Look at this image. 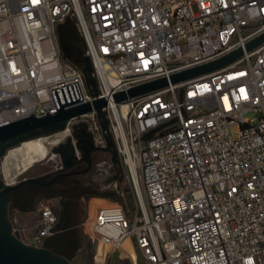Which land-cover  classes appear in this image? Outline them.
<instances>
[{
  "label": "built area",
  "instance_id": "2783aa9c",
  "mask_svg": "<svg viewBox=\"0 0 264 264\" xmlns=\"http://www.w3.org/2000/svg\"><path fill=\"white\" fill-rule=\"evenodd\" d=\"M67 15L97 95L62 54ZM262 33L264 0H0V125L58 111L52 89L77 81L82 99L63 108L106 98L104 116H73L48 136L83 125L106 147L110 134L136 201L132 215L118 203L97 209L100 245L132 264H264V42L246 48ZM239 48L217 69L170 81ZM163 77L165 86L114 100ZM57 223L42 202L27 243L46 246Z\"/></svg>",
  "mask_w": 264,
  "mask_h": 264
},
{
  "label": "water",
  "instance_id": "95a60500",
  "mask_svg": "<svg viewBox=\"0 0 264 264\" xmlns=\"http://www.w3.org/2000/svg\"><path fill=\"white\" fill-rule=\"evenodd\" d=\"M70 15V14H69ZM66 16L64 22L58 24L59 40L63 46V34L68 35L73 31L78 38L81 37V48L84 50V59H80L78 65L82 68L85 75V79L88 83L90 93L97 95L101 90L97 88L94 68L92 65L90 55L85 54L86 43L82 35L79 33L75 22ZM264 42V33L252 39L247 45V49H252L257 45ZM66 54H77V49L67 45ZM65 52V51H64ZM242 54V49H236L231 53L208 63L198 65L189 69H185L176 72L170 76L171 82H178L184 79H188L202 73L209 72L217 69ZM65 56V55H64ZM168 84V79L163 77L150 82L136 85L130 89L116 92L113 97L115 101H122L127 98H131ZM58 111L50 113L46 112V115L37 117L33 113L29 116L18 118L9 123L0 125V156H5L7 151L13 147L20 145L22 142L37 138L40 136H48L52 133L63 131L66 128L67 121L73 117L93 109H96L99 115L102 117L105 114L103 108L107 105L106 98H96L69 108H63L65 104L72 103L82 99L77 81L52 89ZM103 129L107 128V121L102 122ZM107 147H101L103 150L108 149L113 152H117L116 149H111L113 144L112 137L106 135ZM60 145V144H59ZM54 153L58 152L57 146L54 148ZM74 151L70 154L69 161L65 160V166L69 167L72 164ZM44 176H31L24 177L17 181V183H8L0 178V264H72L70 258L65 254L55 251L50 246H36L25 242L17 231L14 230V224L10 217V204L12 201L13 193L21 186L27 183H40L48 185L53 182H45ZM55 180V179H54ZM58 225L54 229L56 232Z\"/></svg>",
  "mask_w": 264,
  "mask_h": 264
},
{
  "label": "rangeland",
  "instance_id": "374dc122",
  "mask_svg": "<svg viewBox=\"0 0 264 264\" xmlns=\"http://www.w3.org/2000/svg\"><path fill=\"white\" fill-rule=\"evenodd\" d=\"M62 54L64 56L63 49ZM247 115L251 118L253 117L251 113ZM78 127L83 128L84 126L80 125ZM107 136H109L108 133ZM54 146H49L48 154L45 158L35 161L31 167L23 172H20L16 166H13L11 170L14 175L13 183H17V181L24 177H38L41 173L58 166L60 159L58 154L53 153ZM114 148V145L111 144V149ZM51 155H53L52 158H50ZM3 158L4 156H0V178L5 181L1 168ZM100 159L102 163L95 172L85 176V179L91 182V188L89 189L91 191H87L79 220L69 231L76 245L66 256L70 258L72 264H132L130 259L122 257V251H110L108 247L101 246L92 234L91 221L98 206L118 203L123 205L130 215L136 210L135 197L130 187L125 165L119 154L105 149L100 154ZM43 202L50 204L59 215L56 199L45 200ZM10 217L14 226L19 231V236L26 242H29L30 238L37 231L38 209L21 210L14 206L10 209ZM63 228L64 226L60 225L59 222L57 231L51 237L61 233Z\"/></svg>",
  "mask_w": 264,
  "mask_h": 264
},
{
  "label": "flooded vegetation",
  "instance_id": "af4514ba",
  "mask_svg": "<svg viewBox=\"0 0 264 264\" xmlns=\"http://www.w3.org/2000/svg\"><path fill=\"white\" fill-rule=\"evenodd\" d=\"M62 38L72 48L77 46L81 48L80 44L83 46L81 37L78 38L73 31L67 36L63 34ZM55 146L58 152L53 153L59 155L60 164L39 175L44 176L45 182L52 180L53 182L48 185L33 182L19 187L13 193L10 209L14 206L21 210L38 209L43 201L56 199L59 207L58 223L64 226L63 234L60 241H55L54 237L49 236L46 245L52 248L60 247L62 252L67 254L76 245L68 233L79 220L87 191H91L89 190L91 182L87 181L85 176L95 172L101 165L100 154L103 149L86 127L76 128ZM72 150L74 158L71 166L67 167L65 160L69 161Z\"/></svg>",
  "mask_w": 264,
  "mask_h": 264
},
{
  "label": "bare ground",
  "instance_id": "6f19581e",
  "mask_svg": "<svg viewBox=\"0 0 264 264\" xmlns=\"http://www.w3.org/2000/svg\"><path fill=\"white\" fill-rule=\"evenodd\" d=\"M65 135V132H60L52 136H40L9 149L3 158L1 167L5 181L13 183L14 175L11 171L13 166H16L20 172L27 170L35 161L45 158L49 146L58 144L65 138Z\"/></svg>",
  "mask_w": 264,
  "mask_h": 264
},
{
  "label": "trees",
  "instance_id": "16d2710c",
  "mask_svg": "<svg viewBox=\"0 0 264 264\" xmlns=\"http://www.w3.org/2000/svg\"><path fill=\"white\" fill-rule=\"evenodd\" d=\"M60 26H59L58 30L60 29ZM63 46H64V51H65L64 52L65 57L68 58L69 60H71L74 64L78 65L79 60L84 59V50L81 49L79 46H77V48H76L77 49L76 55L66 54L68 48H67V43L64 40H63ZM61 234H63L62 231H61V233H58L57 235L54 236L55 241H60L61 236H62ZM68 235L72 238L71 233H68ZM53 249L59 253L65 254L62 252V249L60 247H56V248L54 247ZM65 255H67V254H65Z\"/></svg>",
  "mask_w": 264,
  "mask_h": 264
},
{
  "label": "crops",
  "instance_id": "0c3cea01",
  "mask_svg": "<svg viewBox=\"0 0 264 264\" xmlns=\"http://www.w3.org/2000/svg\"><path fill=\"white\" fill-rule=\"evenodd\" d=\"M99 207H100V206H98L97 209H98ZM97 209H96V211H97ZM96 211H95V212H96ZM125 244H126V246H129V245H130V243H129L128 241H126ZM47 246H48V245H47Z\"/></svg>",
  "mask_w": 264,
  "mask_h": 264
}]
</instances>
